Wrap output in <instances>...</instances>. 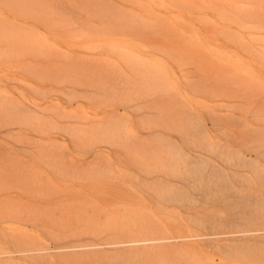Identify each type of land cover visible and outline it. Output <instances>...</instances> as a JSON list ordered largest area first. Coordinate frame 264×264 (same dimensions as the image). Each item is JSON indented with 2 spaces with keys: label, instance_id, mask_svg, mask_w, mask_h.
Instances as JSON below:
<instances>
[{
  "label": "rangeland",
  "instance_id": "374dc122",
  "mask_svg": "<svg viewBox=\"0 0 264 264\" xmlns=\"http://www.w3.org/2000/svg\"><path fill=\"white\" fill-rule=\"evenodd\" d=\"M259 171L264 0H0V258L264 264Z\"/></svg>",
  "mask_w": 264,
  "mask_h": 264
},
{
  "label": "bare ground",
  "instance_id": "6f19581e",
  "mask_svg": "<svg viewBox=\"0 0 264 264\" xmlns=\"http://www.w3.org/2000/svg\"><path fill=\"white\" fill-rule=\"evenodd\" d=\"M251 165L252 166H255V167L257 166V164H251ZM258 170H259V168H258ZM259 172H260V174L262 176L261 177V181H263L264 173H262L261 171H259ZM187 176H189L192 179L195 187L197 189H199V190H203V189H206V188L207 189L208 188L211 189L213 187V182L216 179L221 180L222 178H225L226 180H228V181L231 182V178L229 177V175L227 174V172L224 169L223 170H220V173L218 171H215L213 174H210L209 176H207L205 174V172H198V171H196V172H190V174H187ZM134 179H136V180L139 181V178L137 176ZM130 180H131V178H130ZM259 180H260V178H259ZM141 181H142V183H146L144 181H147V180L146 179H142ZM154 181L155 182H161V180H158V179L157 180H154ZM163 182H165V180H163ZM166 182H168V180ZM262 183L263 182H261V184ZM30 194H31V192H30ZM22 208H23V206H22ZM3 228H8V227H6V226H0V229H3ZM260 232L261 233L264 232V229H253V228H251V229H245V230H243L242 232H239V233L248 234L249 236H252L253 234L260 233ZM199 238H200V236H195V237H192V238L190 237L191 240L193 239V240H197V241L198 240H201ZM171 239H175V238L139 239V240H133L131 243L153 242V241H162V240H171ZM183 239H188V238H183ZM228 239H232V238H228ZM236 239H240V238H236ZM232 240H234V239H232ZM197 243L200 246H204L202 244V242H197ZM252 244L253 243H247V244L242 245V246H238V245H235L234 246L233 245V246H230L228 249H230L232 251L234 250V252H240V250H242V249H248ZM193 245L194 244L192 242V244H189L187 247H184V246H182V247L181 246H176V247L175 246H173V247H171V246H154V247H149V248H139V249H136V250H128V251H125V252H136L135 254H137L138 256H140V257H146V256H150L152 254L153 255H156V254H158V252H193L194 251V248H193L194 246ZM218 250L221 251V248L218 247ZM35 251H41V250L40 249H36L34 251H29V252H27V251L8 252V253L5 254L6 256L4 258H0V263H7V264H26V261H29V262L30 261H33L34 263L37 262L38 264H62L63 262H68V260H71L70 255H65L64 256V255H60V254L56 255V258H57L56 260H53V259H49L48 260L46 258L45 259H38L35 256V254H34V253H36ZM75 255H77V254H75ZM18 257H20V258H18ZM77 257H81V256L77 255ZM33 259H35V260H33ZM82 259H85V258L82 256L81 260ZM210 262L213 264L212 260Z\"/></svg>",
  "mask_w": 264,
  "mask_h": 264
},
{
  "label": "crops",
  "instance_id": "0c3cea01",
  "mask_svg": "<svg viewBox=\"0 0 264 264\" xmlns=\"http://www.w3.org/2000/svg\"><path fill=\"white\" fill-rule=\"evenodd\" d=\"M90 42H92V41H88V42H86L87 44H92V43H90ZM106 43V42H105ZM62 46V45H61ZM61 46H59V47H61ZM64 48L66 49V50H68L69 52H71V50H73V48L71 47V46H68V45H64ZM141 57V58H140ZM140 59H145L146 61H153L155 64H157L156 63V60L155 59H152V58H143L141 55H140ZM113 111H108L107 113H112ZM205 132H206V130H203V135L205 134ZM204 137V136H203ZM203 143H201V145H202ZM186 154H187V156L188 155H190V153H188V152H185ZM196 155H191V156H196L198 159L201 157V153H195ZM189 157V156H188ZM263 157V156H262Z\"/></svg>",
  "mask_w": 264,
  "mask_h": 264
}]
</instances>
